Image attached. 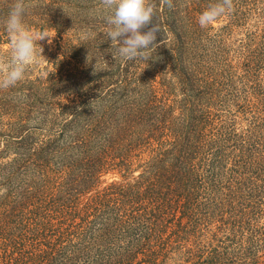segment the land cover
Returning a JSON list of instances; mask_svg holds the SVG:
<instances>
[{"label":"trees","instance_id":"obj_1","mask_svg":"<svg viewBox=\"0 0 264 264\" xmlns=\"http://www.w3.org/2000/svg\"><path fill=\"white\" fill-rule=\"evenodd\" d=\"M96 1L24 16L67 39L0 90V264H264V0L207 27L218 0H154L163 43L127 62Z\"/></svg>","mask_w":264,"mask_h":264},{"label":"clouds","instance_id":"obj_2","mask_svg":"<svg viewBox=\"0 0 264 264\" xmlns=\"http://www.w3.org/2000/svg\"><path fill=\"white\" fill-rule=\"evenodd\" d=\"M164 2L172 6L171 0ZM100 5L106 13L107 36L124 62L147 60L151 51L163 43L162 40L157 43L161 27L154 0H100ZM27 8V0H14L6 18L0 21L10 39L9 50L0 52V90L14 87L25 78L29 66L45 59L39 42L47 38L51 43L54 38L47 30H33L25 24ZM231 10L232 0H218L200 14L198 23L207 27ZM145 28L148 30L142 33Z\"/></svg>","mask_w":264,"mask_h":264},{"label":"rangeland","instance_id":"obj_3","mask_svg":"<svg viewBox=\"0 0 264 264\" xmlns=\"http://www.w3.org/2000/svg\"><path fill=\"white\" fill-rule=\"evenodd\" d=\"M77 5H78V9L80 11H82V16L83 18L85 17V19H96V14L97 11H94L93 9V3H96L97 1H91V0H76ZM28 3V7H33V10L38 11L39 13H46V12H50L51 14H55V13H60L62 10H66L67 8H62L59 9L58 6H56V0H27ZM64 7V6H63ZM70 13H72L71 9L67 10V15H69ZM90 22V21H87ZM92 22V21H91ZM86 24H89L91 26V28H94V26L96 23H84V26ZM214 26L219 25L218 23L214 22L213 23ZM50 36L54 37L52 38V42L49 43L48 39L46 38V42L50 44L51 48L50 51L54 54H62V50L63 47L65 45L67 36L64 35V37L62 38V40H60V38L58 37L57 33L53 30L51 32H49ZM9 45L8 43L1 45V48L3 49H9ZM60 48V49H59ZM58 52V53H57ZM45 59H41L38 63H35L31 66H29V69L31 70L32 74H34L32 77L39 75L38 74V69H42L44 66H48V57L46 55H42ZM48 69H51V67H48ZM107 181H110L111 179H113V176L111 175H107L105 176Z\"/></svg>","mask_w":264,"mask_h":264}]
</instances>
